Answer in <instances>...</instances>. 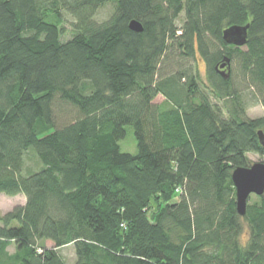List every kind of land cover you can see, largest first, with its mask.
Instances as JSON below:
<instances>
[{"label": "trees", "instance_id": "obj_1", "mask_svg": "<svg viewBox=\"0 0 264 264\" xmlns=\"http://www.w3.org/2000/svg\"><path fill=\"white\" fill-rule=\"evenodd\" d=\"M245 24L244 50L223 40ZM224 57L264 108V0H0V193L26 198L0 216V264H66L68 245L72 264H264V193L240 216L231 180L264 155V115L212 105L206 92L238 97ZM127 126L135 153L120 150Z\"/></svg>", "mask_w": 264, "mask_h": 264}, {"label": "rangeland", "instance_id": "obj_2", "mask_svg": "<svg viewBox=\"0 0 264 264\" xmlns=\"http://www.w3.org/2000/svg\"><path fill=\"white\" fill-rule=\"evenodd\" d=\"M113 11V6L111 4H106L103 6H100L98 8L97 14L95 16V19L102 21L110 16V14ZM62 17L64 19L62 25L64 28V38H70L73 34V26H72V17L69 16L68 14L63 13ZM184 14L181 12L176 21V25L179 27L182 24ZM232 45V44H231ZM235 46V45H233ZM239 47L242 50L245 49L244 45L242 46H235ZM187 63H190L191 65H194V70L198 74V80L202 84V82L207 81V64L204 59V57L196 51L194 54V58L191 61H186ZM221 63V62H220ZM220 64H218L219 66ZM220 70H225L227 69L226 67L220 68ZM226 71V70H225ZM229 73L231 74L230 76V90H234L235 94L238 95L237 98H232L231 94L228 96H225L222 99H216L213 98L212 95L207 93L206 91H203L204 93L208 95L211 103L213 106L217 103L216 107H220L221 114L224 116H227V111L226 107L227 105L232 104H237L241 108H243L244 113L241 114V118L243 119H254L257 117H260L264 115V108L261 103V93H259L258 89L250 82L248 81L246 75H243L242 69L240 62L237 58H234L233 61L230 63V69ZM235 97V96H234ZM163 100V97L161 95H158L155 99L154 102H160ZM239 103V104H238ZM264 132V131H263ZM263 139H264V133H263ZM119 146L121 151L125 152H130V153H135L137 151V145H136V140L134 138L132 129L130 126L126 127V134L123 139L119 141ZM247 157L250 160L251 163L257 162V161H264V155H260L255 152H248ZM40 167V163L37 160L36 155L33 153L31 150L28 152L26 156V162H25V170L26 171H35ZM256 196L252 194L248 202H252L255 200ZM26 202V198L23 194H17L14 196L7 195L4 193H0V216L10 210H12L15 206L17 205H24ZM247 232H248V227L246 223H244V233H243V238L247 237ZM44 243L43 246L46 248H51L53 246L52 242L49 240H44L42 241ZM41 244H38V247H42ZM14 246L9 245L8 246V251L13 252L14 251ZM59 253L63 257L64 261L66 264H72L75 262V254H74V249L72 245H68L65 247H62L59 250Z\"/></svg>", "mask_w": 264, "mask_h": 264}, {"label": "water", "instance_id": "obj_3", "mask_svg": "<svg viewBox=\"0 0 264 264\" xmlns=\"http://www.w3.org/2000/svg\"><path fill=\"white\" fill-rule=\"evenodd\" d=\"M129 28L133 31L140 32L143 27L142 24L132 19L129 22ZM248 24L245 25H231L223 29V40L235 46H242L247 41ZM220 68L226 67L225 70ZM216 70L222 75L224 79L229 78L230 60L224 57L220 65H216ZM260 143L264 145L263 132L258 131ZM231 180L235 188V202L236 210L240 216H244L249 197L254 194L260 196L264 193V161H257L251 163L249 166H239L233 169L231 173Z\"/></svg>", "mask_w": 264, "mask_h": 264}]
</instances>
